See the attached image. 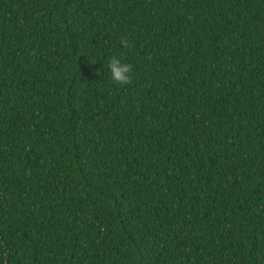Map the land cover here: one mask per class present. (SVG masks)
Instances as JSON below:
<instances>
[{
	"label": "trees",
	"instance_id": "trees-1",
	"mask_svg": "<svg viewBox=\"0 0 264 264\" xmlns=\"http://www.w3.org/2000/svg\"><path fill=\"white\" fill-rule=\"evenodd\" d=\"M0 264H264V0H0Z\"/></svg>",
	"mask_w": 264,
	"mask_h": 264
},
{
	"label": "clouds",
	"instance_id": "clouds-1",
	"mask_svg": "<svg viewBox=\"0 0 264 264\" xmlns=\"http://www.w3.org/2000/svg\"><path fill=\"white\" fill-rule=\"evenodd\" d=\"M121 44L124 47L129 46L126 38L121 39ZM108 68L111 73V79L115 84L124 86L132 82L133 66L131 64L122 62L121 59L113 56L108 63Z\"/></svg>",
	"mask_w": 264,
	"mask_h": 264
}]
</instances>
